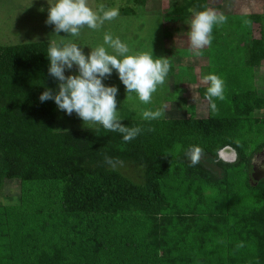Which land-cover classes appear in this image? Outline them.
Masks as SVG:
<instances>
[{
  "label": "trees",
  "instance_id": "16d2710c",
  "mask_svg": "<svg viewBox=\"0 0 264 264\" xmlns=\"http://www.w3.org/2000/svg\"><path fill=\"white\" fill-rule=\"evenodd\" d=\"M204 2L183 0L163 19L183 21ZM174 29L163 27L165 38ZM49 43L0 44V187L23 188L20 205L0 209V227L13 212L22 240L0 264H264V179L252 164L264 149V120L253 118L264 97L253 82L225 114L149 121L123 111L141 129L129 142L100 125L62 130L55 103L39 101L57 86ZM246 52L249 68L261 65L264 36ZM227 146L235 162L220 159ZM191 147L202 149L195 166Z\"/></svg>",
  "mask_w": 264,
  "mask_h": 264
},
{
  "label": "rangeland",
  "instance_id": "374dc122",
  "mask_svg": "<svg viewBox=\"0 0 264 264\" xmlns=\"http://www.w3.org/2000/svg\"><path fill=\"white\" fill-rule=\"evenodd\" d=\"M182 1L147 0L142 3L139 0H89L96 10L101 6L105 9L116 8L119 15L111 21H105L97 30L85 27L79 37H71L64 32L56 34L54 25L46 23L47 0H0V44L12 45L44 40L76 42L84 45L87 54L91 47L102 45L104 35L108 33L119 37L132 52H148L167 59L170 72L148 105L140 102L135 94L127 97L125 86L116 72L105 80L106 84L119 86V116L126 111L132 118H143L142 110L163 105H166V110L162 118L225 114L229 109L232 93L241 91L240 83L243 82L251 85L253 82L259 94L264 97V60L261 65L249 68L246 52L250 41L264 36V0H207L191 7L190 13L183 21H164V15ZM126 9L131 10L130 13L124 11ZM205 9L222 13L226 21L214 28L211 45L200 50V55H196L188 38L189 23L195 12ZM165 26L175 28L173 38H165ZM209 73L217 74L225 84L224 99L215 101V110L211 108V101L200 92V88L208 86L203 78ZM58 113V129L88 128L75 113L71 116L60 110ZM253 118L264 120V108L257 110ZM94 126L96 125H90ZM129 169L134 171L132 167ZM22 198L23 188L20 181H6L0 187V209L1 206L7 210L14 208L21 204ZM8 215L10 220H6L5 227H0L2 256L22 243L17 227L18 217L11 211Z\"/></svg>",
  "mask_w": 264,
  "mask_h": 264
},
{
  "label": "clouds",
  "instance_id": "9594fccd",
  "mask_svg": "<svg viewBox=\"0 0 264 264\" xmlns=\"http://www.w3.org/2000/svg\"><path fill=\"white\" fill-rule=\"evenodd\" d=\"M47 4L46 23L54 25L56 34L64 32L71 37H79L85 27L97 30L105 21L119 15L116 8L105 9L101 6L96 10L89 0H47ZM225 21V15L214 10L205 9L193 14L188 38L196 55L211 45L214 28ZM83 46L76 42L49 43L46 52L48 73L57 81V87H45L39 101L45 103L51 100L66 115L75 113L88 128L90 125H100L108 131L122 134L125 142L135 139L141 129L129 128L122 122L117 108L119 86L106 84L105 80L116 72L125 86L127 97L135 94L140 102L148 105L159 86L166 81L170 72L169 61L148 52H132L119 37L108 33L104 35V43L91 47L89 53H85ZM203 79L208 85L206 98L215 110V101L224 99V81L215 73H209ZM165 110L166 105H163L144 109L141 114L145 120H159ZM186 154L190 156L191 165L195 166L201 159L202 149L191 147ZM105 161L113 163L110 156H105ZM252 164L264 167V156L254 155Z\"/></svg>",
  "mask_w": 264,
  "mask_h": 264
},
{
  "label": "water",
  "instance_id": "95a60500",
  "mask_svg": "<svg viewBox=\"0 0 264 264\" xmlns=\"http://www.w3.org/2000/svg\"><path fill=\"white\" fill-rule=\"evenodd\" d=\"M257 155L264 156V149ZM219 156L220 159H223L227 162H235L238 159L237 151L231 146L222 148L219 151ZM253 170V177L256 181L264 179V167L253 166Z\"/></svg>",
  "mask_w": 264,
  "mask_h": 264
}]
</instances>
